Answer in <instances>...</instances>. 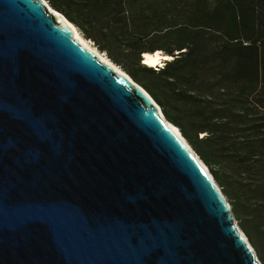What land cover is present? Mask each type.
Returning a JSON list of instances; mask_svg holds the SVG:
<instances>
[{
    "label": "water",
    "instance_id": "95a60500",
    "mask_svg": "<svg viewBox=\"0 0 264 264\" xmlns=\"http://www.w3.org/2000/svg\"><path fill=\"white\" fill-rule=\"evenodd\" d=\"M66 21L0 0V264H263L179 129Z\"/></svg>",
    "mask_w": 264,
    "mask_h": 264
},
{
    "label": "trees",
    "instance_id": "16d2710c",
    "mask_svg": "<svg viewBox=\"0 0 264 264\" xmlns=\"http://www.w3.org/2000/svg\"><path fill=\"white\" fill-rule=\"evenodd\" d=\"M45 1L179 129L264 264V0Z\"/></svg>",
    "mask_w": 264,
    "mask_h": 264
},
{
    "label": "bare ground",
    "instance_id": "6f19581e",
    "mask_svg": "<svg viewBox=\"0 0 264 264\" xmlns=\"http://www.w3.org/2000/svg\"><path fill=\"white\" fill-rule=\"evenodd\" d=\"M66 22H67L69 28L72 30L73 35L79 40V42L83 46H85L86 48H88L92 52H95L96 54H98L100 56V58L106 60V57L104 56L103 53H101L100 51H97L96 48H94L93 46H91L89 44L88 40H86L85 38H83L81 36V34L78 32V30L74 26H72V24H70L68 21H66ZM162 58H167V56L161 55V53L159 51H155L153 53H144L143 54L144 63L145 64H149V65H157L158 63L161 64V61L163 60ZM116 69L117 70H120L117 66H116ZM168 125L175 132V134H177V136L180 137V133L178 132V130L175 127L171 126L170 124H168Z\"/></svg>",
    "mask_w": 264,
    "mask_h": 264
},
{
    "label": "rangeland",
    "instance_id": "374dc122",
    "mask_svg": "<svg viewBox=\"0 0 264 264\" xmlns=\"http://www.w3.org/2000/svg\"><path fill=\"white\" fill-rule=\"evenodd\" d=\"M79 32V31H78ZM80 33V32H79ZM82 36V35H81ZM86 40H88V39H86ZM88 42H89V44L91 45V46H93L94 48H96L95 46H94V44L90 41V40H88ZM97 49V48H96ZM97 51H99L98 49H97ZM101 52V51H100ZM102 53H104V52H102ZM105 54V53H104ZM119 66V65H118ZM221 187V186H220ZM237 221V220H236Z\"/></svg>",
    "mask_w": 264,
    "mask_h": 264
},
{
    "label": "clouds",
    "instance_id": "9594fccd",
    "mask_svg": "<svg viewBox=\"0 0 264 264\" xmlns=\"http://www.w3.org/2000/svg\"><path fill=\"white\" fill-rule=\"evenodd\" d=\"M149 65V64H148ZM153 66V65H152Z\"/></svg>",
    "mask_w": 264,
    "mask_h": 264
}]
</instances>
